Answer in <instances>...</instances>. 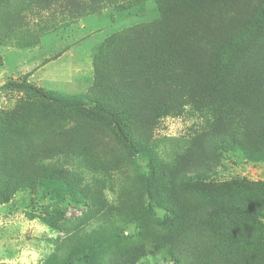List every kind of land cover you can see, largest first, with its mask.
<instances>
[{
  "label": "rangeland",
  "instance_id": "374dc122",
  "mask_svg": "<svg viewBox=\"0 0 264 264\" xmlns=\"http://www.w3.org/2000/svg\"><path fill=\"white\" fill-rule=\"evenodd\" d=\"M220 4L226 13L222 16L221 9L212 6L211 18L231 24L233 35L248 25L255 32L264 0H224ZM160 15L157 0H62L47 10H39L32 0H0V264H93L95 258H109L101 250L97 257L88 253L85 261H68L77 237L69 241L70 246L67 237L89 213L77 186L39 177L15 180L11 178L14 174L56 168L71 175L79 172L84 186H93L97 173L82 168L78 151L94 148L113 180L105 193L117 205L123 189L147 180L151 171L144 159L147 148L171 163L212 122L211 110L199 111L188 104L180 113L144 122L150 136L146 145L136 146L121 137L123 131L117 127L121 116L114 121L105 108L77 107L79 99L92 101L87 96L95 90L105 65L100 55L115 45L117 50L119 42L125 48L141 33L154 32ZM263 31L264 23L254 37L261 48ZM214 158L207 180L247 181L243 195L249 194L245 201L249 214L242 215L235 238L248 249L232 258L219 255L216 263L264 264V148L251 142L216 153ZM163 214L159 208L154 217ZM139 215L148 220L146 212ZM103 222L92 219L79 231H85L86 237ZM134 226L120 224V229L131 235ZM67 229L75 231L68 236ZM138 262L173 264L163 253L149 254Z\"/></svg>",
  "mask_w": 264,
  "mask_h": 264
},
{
  "label": "trees",
  "instance_id": "16d2710c",
  "mask_svg": "<svg viewBox=\"0 0 264 264\" xmlns=\"http://www.w3.org/2000/svg\"><path fill=\"white\" fill-rule=\"evenodd\" d=\"M61 1L32 0L39 10ZM222 1L157 0L161 15L155 31L141 33L125 48L119 42L117 50L115 45L107 54L104 51L100 55L105 64L103 75L87 96L92 104L80 99L76 103L80 110L87 105L105 108L114 121L121 116L122 121H117L121 137L136 146L148 142L150 132L142 126L144 122L180 113L188 104L199 111L211 110L212 122L173 162L160 160L147 148L144 159L151 169L147 180L123 189L117 205L105 193L113 180L94 148L78 151L82 168L97 173L93 186H84L79 172L71 175L56 168L11 177L67 180L77 186L89 213L72 236L70 230L65 231L69 236L66 245L77 237L68 253L69 262L85 261L88 253L97 257L103 250L109 258H95L93 264H138L156 253H163L173 264H217L219 255L232 258L247 251V244L235 239L242 215L249 214L245 207L249 194L243 195L247 181L219 182L207 177L216 153L251 142L264 148V48L254 39L261 33L264 9L257 12L261 22L255 32L248 25L233 35L231 24L210 16L212 6L217 5L220 14L227 9ZM242 132L248 137L240 136ZM123 191L132 201L125 200ZM159 208L164 214L154 217ZM143 211L148 220L139 215ZM92 219L104 222L84 237L85 231L81 234L79 228ZM120 224H134V234L124 235Z\"/></svg>",
  "mask_w": 264,
  "mask_h": 264
}]
</instances>
